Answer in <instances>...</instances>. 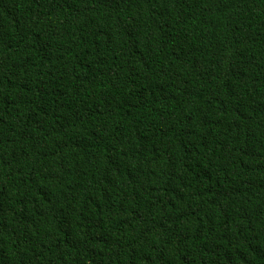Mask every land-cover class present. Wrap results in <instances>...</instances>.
Returning a JSON list of instances; mask_svg holds the SVG:
<instances>
[{
    "label": "trees",
    "instance_id": "obj_1",
    "mask_svg": "<svg viewBox=\"0 0 264 264\" xmlns=\"http://www.w3.org/2000/svg\"><path fill=\"white\" fill-rule=\"evenodd\" d=\"M0 264H264V0H0Z\"/></svg>",
    "mask_w": 264,
    "mask_h": 264
}]
</instances>
